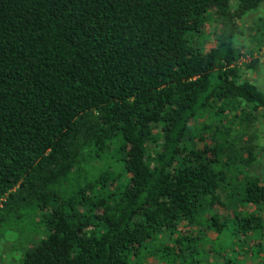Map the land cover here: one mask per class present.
<instances>
[{
  "label": "trees",
  "instance_id": "1",
  "mask_svg": "<svg viewBox=\"0 0 264 264\" xmlns=\"http://www.w3.org/2000/svg\"><path fill=\"white\" fill-rule=\"evenodd\" d=\"M262 1L0 0V230L21 264H196L203 228L263 247L264 89L242 59L264 18L237 41Z\"/></svg>",
  "mask_w": 264,
  "mask_h": 264
},
{
  "label": "rangeland",
  "instance_id": "2",
  "mask_svg": "<svg viewBox=\"0 0 264 264\" xmlns=\"http://www.w3.org/2000/svg\"><path fill=\"white\" fill-rule=\"evenodd\" d=\"M232 6L237 4V0H230ZM258 16L264 18V0L247 15L243 16L240 22V32L237 37L239 43L253 45L250 40L251 29L250 24L256 20ZM214 23H207L206 29H213ZM261 30V29H260ZM264 31L257 32L258 37L262 36ZM211 35L205 39V44L208 45L211 41ZM264 40V35L261 37ZM255 42V41H254ZM259 43H256V45ZM255 46V45H254ZM253 58L257 59L256 66L244 67L243 77L253 80L259 87L264 89V42L260 43V47L253 50L250 55L247 52L242 59V62H251ZM252 132H257L259 143H261L259 160L254 169L257 172H264V122L259 123L255 128L250 129ZM264 214V209H263ZM205 240L203 242L204 249L198 255L196 264H222L224 257L230 256L241 264H264V232L259 234L258 239L263 247L254 246L256 238L252 239H235L229 231L216 232L212 229H205ZM159 240H155L157 243ZM253 244V248L250 245ZM26 242L22 241V235H18L12 229L3 228L0 230V264H21L20 257L23 253V246ZM198 246H202L199 243ZM202 246V247H203ZM203 250V251H202ZM155 264V263H153ZM188 264V263H185Z\"/></svg>",
  "mask_w": 264,
  "mask_h": 264
}]
</instances>
